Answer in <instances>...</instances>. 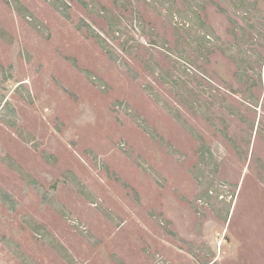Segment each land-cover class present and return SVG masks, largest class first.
<instances>
[{
    "label": "rangeland",
    "instance_id": "374dc122",
    "mask_svg": "<svg viewBox=\"0 0 264 264\" xmlns=\"http://www.w3.org/2000/svg\"><path fill=\"white\" fill-rule=\"evenodd\" d=\"M18 1L0 0V264H203L167 223L185 240L220 219L241 241L223 261H263L264 0Z\"/></svg>",
    "mask_w": 264,
    "mask_h": 264
},
{
    "label": "flooded vegetation",
    "instance_id": "af4514ba",
    "mask_svg": "<svg viewBox=\"0 0 264 264\" xmlns=\"http://www.w3.org/2000/svg\"><path fill=\"white\" fill-rule=\"evenodd\" d=\"M233 21L234 20H232V22ZM241 25L243 27L247 28V25H244V24H241ZM233 38L236 39V43H242L245 40L244 37L237 36V35H235ZM260 62H262V61H260ZM236 63H237V61H236ZM245 64L247 65V67L251 66V65L253 67V63L250 62L249 60H245ZM260 66H261V63H260ZM259 71H260V73L257 72V75H261V69ZM244 72L248 73L247 71L243 70V72H240L242 74H239L240 78H242V75L244 74ZM255 74H256V72H255ZM248 77H249V75H248ZM137 194L140 197L142 195L141 192H139V191H137ZM142 196H144V194ZM197 201H198V204H197L198 205V210H197V208H196V210H197V213L199 214V216H197L196 221H195V223H197L196 225L198 227H196V226L195 227L200 232H201V229L203 231L204 230L206 231V230H208V227L211 225L212 219L216 218L215 217V212L213 211V213H212L213 216L211 214H209V213H208L209 215H207V217L203 216V218H202L203 221H202L200 219V217H201L200 209L209 208L212 211V208L209 207V205H207V203L202 202L201 199H198ZM204 205H205V207H204ZM232 213L233 212L231 211L230 214L232 215ZM205 220H206V222L204 223ZM167 224H168L167 227H168V232H169L168 235H170L172 238L176 239L178 242L186 245L187 247H191L192 251L187 249V252L190 253L192 255V257L196 256L197 258H199L200 261L204 262L203 264H227V262L223 261V258L224 259H234V258H237L239 256L238 248H239V246L241 244V241L238 240V238L230 231L227 219H225V220L220 219V224H218V226H217L218 228H215L213 230V234L212 235L205 236V235H202V234H198V236H197V235L188 234L187 238L189 240L186 239V238L184 240L183 238L180 239V238L176 237L175 235L177 234V232L175 233L170 228V226H171L170 222L167 223ZM199 225H201V227H199ZM253 234L254 235L251 236V240L247 244V247H249V250L250 251L255 250V249L264 250V230L258 229ZM203 245L207 246L210 250H212V253H214L213 257H210L209 254L206 255L204 251L199 249ZM207 259H209V260L206 261ZM242 261H240V262L239 261H237V262L233 261L231 264H238V263L239 264H247L246 261H243V262ZM257 264H264V260L260 261Z\"/></svg>",
    "mask_w": 264,
    "mask_h": 264
},
{
    "label": "trees",
    "instance_id": "16d2710c",
    "mask_svg": "<svg viewBox=\"0 0 264 264\" xmlns=\"http://www.w3.org/2000/svg\"><path fill=\"white\" fill-rule=\"evenodd\" d=\"M6 2H8V4L13 5L15 7H17V5L19 4L18 0H5ZM49 2H51V4L57 9L59 10L64 16H66L67 18H70V13L68 12L69 9V4L65 1V0H48ZM83 2V4L87 7L89 12H95L97 9L95 6H90L87 4V2L85 0H81ZM105 11H108L107 8L102 7ZM18 9V8H17ZM23 9V8H22ZM25 14L26 15H32V13L30 11L27 12V9H25ZM20 13L23 14L22 10H18ZM181 12V11H180ZM171 14H173V12H171ZM108 18H110V16H107ZM110 23H111V33L113 34L115 30H121V27L119 25V22L114 18H110ZM85 26L87 29V32L89 35H91L92 37H94L97 41V43L99 44V46L105 50L109 56H111V58H117L116 52L115 50L112 48V46L107 42V40L105 39L104 36H102L99 32H97L89 23H87L85 20H82L81 23L78 25V28H81L82 26ZM73 61L76 64V60L73 59ZM84 72H86L89 75V72L87 70H83ZM92 80V78H90ZM7 103V102H6ZM6 103L4 104V106L6 105ZM8 105V104H7ZM8 122L10 124H12L13 126H16L17 124V119L14 120H8ZM203 141V140H201ZM202 146H204V143H202ZM0 198L2 201L6 202V204H8L10 206L11 209H13L15 207V203H11V201L13 200L12 197L10 196V194H8L5 190H3L0 187ZM51 202V201H49Z\"/></svg>",
    "mask_w": 264,
    "mask_h": 264
}]
</instances>
